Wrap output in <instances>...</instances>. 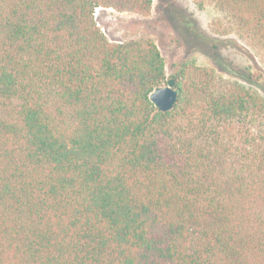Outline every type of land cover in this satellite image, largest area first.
Masks as SVG:
<instances>
[{
  "label": "trees",
  "instance_id": "trees-1",
  "mask_svg": "<svg viewBox=\"0 0 264 264\" xmlns=\"http://www.w3.org/2000/svg\"><path fill=\"white\" fill-rule=\"evenodd\" d=\"M194 2L264 54V0ZM152 6L0 0V264H264V95L182 62L158 110L155 41L95 17Z\"/></svg>",
  "mask_w": 264,
  "mask_h": 264
},
{
  "label": "rangeland",
  "instance_id": "rangeland-1",
  "mask_svg": "<svg viewBox=\"0 0 264 264\" xmlns=\"http://www.w3.org/2000/svg\"><path fill=\"white\" fill-rule=\"evenodd\" d=\"M95 17L111 41L152 38L165 59L166 78L179 63L192 62L264 95L263 51L229 29L230 15L213 3L153 0L148 16L105 7Z\"/></svg>",
  "mask_w": 264,
  "mask_h": 264
},
{
  "label": "water",
  "instance_id": "water-1",
  "mask_svg": "<svg viewBox=\"0 0 264 264\" xmlns=\"http://www.w3.org/2000/svg\"><path fill=\"white\" fill-rule=\"evenodd\" d=\"M178 91L175 88L174 77H168L166 83L154 88L149 98L160 111L170 110L177 101Z\"/></svg>",
  "mask_w": 264,
  "mask_h": 264
}]
</instances>
